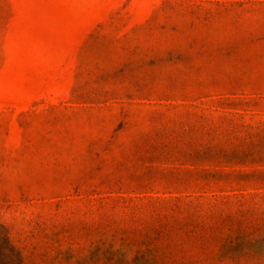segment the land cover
I'll list each match as a JSON object with an SVG mask.
<instances>
[{
  "label": "rangeland",
  "instance_id": "1",
  "mask_svg": "<svg viewBox=\"0 0 264 264\" xmlns=\"http://www.w3.org/2000/svg\"><path fill=\"white\" fill-rule=\"evenodd\" d=\"M0 264H264V0H0Z\"/></svg>",
  "mask_w": 264,
  "mask_h": 264
}]
</instances>
